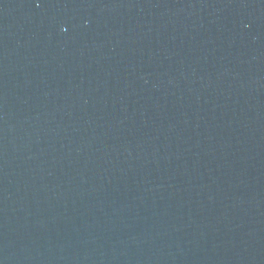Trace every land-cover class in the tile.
<instances>
[{"label": "water", "instance_id": "water-1", "mask_svg": "<svg viewBox=\"0 0 264 264\" xmlns=\"http://www.w3.org/2000/svg\"><path fill=\"white\" fill-rule=\"evenodd\" d=\"M0 264H264V0H0Z\"/></svg>", "mask_w": 264, "mask_h": 264}]
</instances>
